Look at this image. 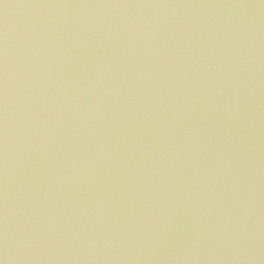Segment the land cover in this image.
Returning a JSON list of instances; mask_svg holds the SVG:
<instances>
[{"label": "water", "instance_id": "obj_1", "mask_svg": "<svg viewBox=\"0 0 264 264\" xmlns=\"http://www.w3.org/2000/svg\"><path fill=\"white\" fill-rule=\"evenodd\" d=\"M0 264H264V0H0Z\"/></svg>", "mask_w": 264, "mask_h": 264}]
</instances>
